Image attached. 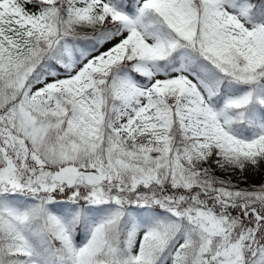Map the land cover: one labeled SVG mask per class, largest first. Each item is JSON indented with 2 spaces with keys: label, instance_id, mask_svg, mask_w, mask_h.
Masks as SVG:
<instances>
[{
  "label": "snow or ice",
  "instance_id": "obj_1",
  "mask_svg": "<svg viewBox=\"0 0 264 264\" xmlns=\"http://www.w3.org/2000/svg\"><path fill=\"white\" fill-rule=\"evenodd\" d=\"M0 264H264V0H0Z\"/></svg>",
  "mask_w": 264,
  "mask_h": 264
},
{
  "label": "rangeland",
  "instance_id": "obj_2",
  "mask_svg": "<svg viewBox=\"0 0 264 264\" xmlns=\"http://www.w3.org/2000/svg\"><path fill=\"white\" fill-rule=\"evenodd\" d=\"M259 179H260L259 177H256L255 182H259Z\"/></svg>",
  "mask_w": 264,
  "mask_h": 264
}]
</instances>
